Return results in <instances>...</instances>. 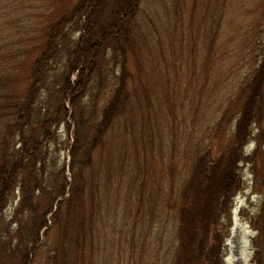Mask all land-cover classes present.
Returning <instances> with one entry per match:
<instances>
[{
    "label": "rangeland",
    "instance_id": "obj_1",
    "mask_svg": "<svg viewBox=\"0 0 264 264\" xmlns=\"http://www.w3.org/2000/svg\"><path fill=\"white\" fill-rule=\"evenodd\" d=\"M76 1L0 0L3 110L25 90L34 44ZM73 21L67 23L58 43L77 38L81 22L77 16ZM131 37L132 45L126 48L127 106L103 134L106 144L95 149L92 169L84 171L86 205L93 206L95 216H101L91 222L87 238L80 235L84 249H79L83 255L79 253L76 264H166L170 232L178 218L170 188L173 185L176 190L187 178L193 154L208 149L215 157L234 144L244 87L264 58V0H141ZM60 44L44 66L23 129L24 135L42 140L37 172H42L43 190L31 191L25 200L24 191L31 185L24 177L26 183L18 184L8 195L0 210V264L22 263L34 227L45 214L46 219L50 217L48 208L55 206L59 198L54 197L64 179L70 178L73 133L68 134L65 121L71 119L62 114L57 120L53 117L62 99L58 76L66 61ZM121 64L118 51H107L100 76L94 77L81 98L83 135L95 131L102 121ZM0 112L1 128L6 118ZM260 116L259 123L250 125L252 135L242 146V156H251L256 138L262 140L261 149L249 160L238 162L241 187L230 197L228 211L218 224L225 236L223 264L254 261V221L263 200L264 103ZM10 140L16 148L19 135ZM108 148L114 154L110 166L105 162ZM101 149L105 150L102 154ZM100 159L106 166L102 170ZM65 192L69 195V186ZM28 201L35 209H26V203L19 211L20 202ZM44 230L38 233L40 240L27 264H53L48 253L55 248V231L45 234Z\"/></svg>",
    "mask_w": 264,
    "mask_h": 264
},
{
    "label": "trees",
    "instance_id": "obj_2",
    "mask_svg": "<svg viewBox=\"0 0 264 264\" xmlns=\"http://www.w3.org/2000/svg\"><path fill=\"white\" fill-rule=\"evenodd\" d=\"M140 1L77 0L71 9H67L46 28L45 36L31 49V53L34 54L29 62L25 90L19 97L10 100L5 110L0 106V111L6 118L0 128L1 210L7 203L8 195L16 186L26 183L24 177L31 185L24 191L25 200L31 191L43 190L44 178L42 172H37V168L39 170L37 152L42 140L34 135H24L23 129L32 113L44 75V66L54 55V48L60 44L59 35L64 34L67 23L77 16L81 22L77 38L60 44L66 54V61L58 76L60 79L58 91L62 99L53 115L55 120L59 119L61 114L71 119V122L65 121L68 134L73 133L69 150L71 182L68 184L64 179L58 196L54 197L61 198L57 202L56 210L48 219L45 218L46 214L42 216L38 226L34 227L32 242L29 246L25 245L21 264L29 262L30 255L35 250L34 245L40 240L38 233L44 227L45 234L55 231L56 235L55 248L48 253L53 264H71V261L76 264L79 253L80 257L83 255L82 252H78L79 249L81 247L84 249L79 243L80 235L87 238L88 235L85 233L87 229H91V222H97L101 216L99 214L95 216L93 206L86 205L87 184L84 171L92 169L95 149H100L101 145L106 144L103 134L118 116L123 115L127 106L129 72L126 67V48H130L133 42L131 33L136 23ZM107 51L113 54L118 51L122 55L118 84L103 110L102 121L97 123L98 128L83 135L81 128L83 121L79 112L80 100L94 77L100 76ZM243 93L240 115L235 126L234 144L215 157L211 156L208 149L196 152L188 161L187 178L180 182L176 190L170 185V193L178 209V218L175 224L172 223L174 229L170 232L169 250L167 249L164 256L166 264H223L221 248L225 236L218 228V224L228 211L230 197L241 187L239 172L241 167L238 162L242 159L249 160L262 146V140L256 138L251 156H242V146L252 135L250 125L261 120L264 103V58L255 67ZM2 100L4 102L3 96ZM16 134L19 135L20 142L14 148V143L10 139ZM103 151L105 150L101 149V154ZM105 155L106 165L110 166L112 159L109 158L114 154L112 155V150L108 148ZM103 165L105 166L104 159H100L99 169L102 170ZM67 185L69 195L66 196ZM260 195L263 197L261 211L254 221L257 232L254 237V264H262L264 250V182ZM93 200L92 196L90 201ZM29 202H20L19 211L25 209L26 203L28 204L26 209L33 211L35 204ZM48 211L51 213L53 206L49 207ZM18 213L17 210L16 214ZM83 244L85 245L84 241Z\"/></svg>",
    "mask_w": 264,
    "mask_h": 264
}]
</instances>
